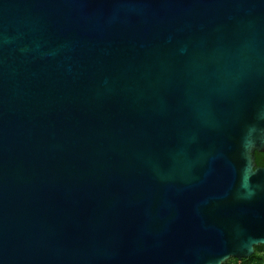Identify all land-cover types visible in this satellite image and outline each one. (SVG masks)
Segmentation results:
<instances>
[{
    "label": "water",
    "instance_id": "water-1",
    "mask_svg": "<svg viewBox=\"0 0 264 264\" xmlns=\"http://www.w3.org/2000/svg\"><path fill=\"white\" fill-rule=\"evenodd\" d=\"M264 0H0V264H224L264 245Z\"/></svg>",
    "mask_w": 264,
    "mask_h": 264
},
{
    "label": "trees",
    "instance_id": "trees-1",
    "mask_svg": "<svg viewBox=\"0 0 264 264\" xmlns=\"http://www.w3.org/2000/svg\"><path fill=\"white\" fill-rule=\"evenodd\" d=\"M224 264H264V245L255 247V253L252 257L239 261L231 258Z\"/></svg>",
    "mask_w": 264,
    "mask_h": 264
},
{
    "label": "flooded vegetation",
    "instance_id": "flooded-vegetation-1",
    "mask_svg": "<svg viewBox=\"0 0 264 264\" xmlns=\"http://www.w3.org/2000/svg\"><path fill=\"white\" fill-rule=\"evenodd\" d=\"M255 164L256 167L264 168V149L262 151L255 152Z\"/></svg>",
    "mask_w": 264,
    "mask_h": 264
}]
</instances>
